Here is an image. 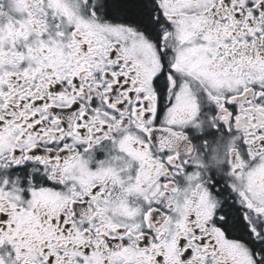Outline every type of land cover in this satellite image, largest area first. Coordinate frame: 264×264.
Returning <instances> with one entry per match:
<instances>
[{
    "label": "snow or ice",
    "instance_id": "obj_1",
    "mask_svg": "<svg viewBox=\"0 0 264 264\" xmlns=\"http://www.w3.org/2000/svg\"><path fill=\"white\" fill-rule=\"evenodd\" d=\"M0 264H264V0H0Z\"/></svg>",
    "mask_w": 264,
    "mask_h": 264
}]
</instances>
